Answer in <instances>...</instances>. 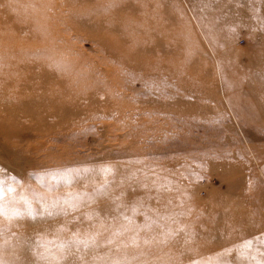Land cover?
Wrapping results in <instances>:
<instances>
[{
  "label": "rangeland",
  "instance_id": "rangeland-1",
  "mask_svg": "<svg viewBox=\"0 0 264 264\" xmlns=\"http://www.w3.org/2000/svg\"><path fill=\"white\" fill-rule=\"evenodd\" d=\"M215 1L0 0L4 264H264V89L243 69L264 59V0H233L248 8L227 23ZM129 201L154 222L142 237L188 243L59 247L111 238L125 222L109 206Z\"/></svg>",
  "mask_w": 264,
  "mask_h": 264
},
{
  "label": "snow or ice",
  "instance_id": "snow-or-ice-1",
  "mask_svg": "<svg viewBox=\"0 0 264 264\" xmlns=\"http://www.w3.org/2000/svg\"><path fill=\"white\" fill-rule=\"evenodd\" d=\"M5 170L0 169V172H4ZM102 171H107V169L102 170ZM14 179V178H13ZM108 181H105L104 184L101 186L100 189H97L99 191L100 195L109 198L108 196ZM4 181L3 179H0V212H2L4 205L2 203L3 196H4V187H3ZM143 187H147V185H142ZM13 189L8 188V191H12ZM23 202L28 209L27 215L32 216L31 212V205L27 201L26 198H22ZM55 204H59V201L54 202ZM129 205L130 211L132 213H136L138 211V207L143 206L142 201H137L135 203H132L129 201L128 203H117L114 208L110 205V210H114L119 213V216L112 217L113 219L120 218L122 219L125 223L121 224L113 233L112 237L106 239L103 242H99L96 238V236L89 237L88 239L85 240H80V239H74L70 242H61L59 247L61 249H65L67 251H71L73 246H82L85 249H95V248H100L102 243L106 244L108 246L116 245V250L118 251L120 247L127 248L129 246L134 247V248H140L141 243L144 246L147 247H152V246H168L172 245L175 247H182L183 245H186L188 243V240L190 239V236L185 233V230L183 228L178 229L176 231H171L169 230L167 233H161L160 237L156 236H141V232L147 233L149 230H151L152 223L153 221L150 220L149 217L145 216V223L143 225H135L133 223V219L131 216L127 215L124 212V208H128ZM70 207H75V205H72ZM64 212H67L68 209L62 208L61 209ZM14 216H22L25 215V213L20 212L19 210L14 209L13 213ZM53 212H48L47 215H53ZM126 233H131V235L128 237V242L126 243L121 237H124ZM119 241V243H117ZM245 244H250V241H245ZM188 251H191V249H187ZM230 249H225L224 252L227 253L229 252ZM128 257L125 255L123 258V261L121 259H112L107 262V264H127ZM0 264H4L2 260H0ZM189 264H204V262L196 259H190ZM226 264V262H224Z\"/></svg>",
  "mask_w": 264,
  "mask_h": 264
},
{
  "label": "bare ground",
  "instance_id": "bare-ground-1",
  "mask_svg": "<svg viewBox=\"0 0 264 264\" xmlns=\"http://www.w3.org/2000/svg\"><path fill=\"white\" fill-rule=\"evenodd\" d=\"M232 1L233 0H229V1L228 0H217V1H215L212 4V7L214 9L213 15L216 14L217 15L216 17L220 18L224 23L231 22V21L235 20L236 18L239 19L241 16H243L246 13V9L248 7H245V4H244L243 7L237 8L234 5H232ZM126 8L130 14H134L136 12V8L134 6H127ZM235 9L237 10V12L233 13L232 11H234ZM263 9H264V7H263ZM150 43L151 44L148 47L144 48L143 51H141L139 54L135 55L134 57L137 59H139V58L142 59V57L150 59L151 56H148L149 51H151V49H153V48L160 47L161 41L159 39H155L153 37L150 40ZM243 69L246 72H249V75H250L247 82H249L251 79H253L255 81L254 83L258 84L256 91H258V93L260 91L262 92V90L264 89V59L250 58L249 61L246 64H244ZM198 203H199V205H201L200 202H198ZM94 206H96V205H94ZM208 206H212V205H208ZM89 213L95 215L98 212L96 210H94V213H92V212H89ZM224 231L225 230H222L223 233H224ZM213 237H215L214 243H216V244L223 243V240L220 241V237H218L216 235H213ZM90 252H92V253L94 252L93 255H96L98 252H99L98 255L101 254L100 250L96 249V248L95 249H91V248L90 249H83L82 253H81V258H84L87 260L86 257ZM93 255H91V256H93ZM98 255H96V256L98 257ZM258 256L263 257L264 256V250H259ZM25 259L22 257L23 262H25ZM78 261H76L77 264H78ZM97 262L99 263L100 261L93 257L90 260L83 262V264H92V263L97 264ZM58 264H75V263L69 261L68 259H65L62 262H59ZM101 264H104V263H101Z\"/></svg>",
  "mask_w": 264,
  "mask_h": 264
}]
</instances>
